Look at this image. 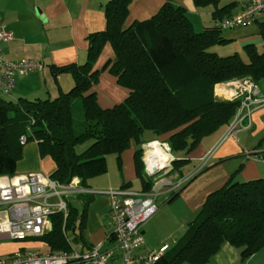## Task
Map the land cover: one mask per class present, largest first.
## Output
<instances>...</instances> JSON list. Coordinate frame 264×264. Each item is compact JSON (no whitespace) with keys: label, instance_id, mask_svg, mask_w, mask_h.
<instances>
[{"label":"trees","instance_id":"trees-1","mask_svg":"<svg viewBox=\"0 0 264 264\" xmlns=\"http://www.w3.org/2000/svg\"><path fill=\"white\" fill-rule=\"evenodd\" d=\"M132 1L109 0L104 6L105 29L88 35L84 63L51 65L55 77L65 72L72 75L75 84L69 91H60L55 98L18 100L6 99L0 92V176L16 175L24 134L27 141L39 142L42 157L50 156L55 162L52 178L69 184L77 177L88 189L92 179L108 172L109 155H116L121 170L123 152L134 144L138 146L134 153L136 175L142 191L149 192L155 181L145 172L143 161L147 131L156 135L150 141L168 142L174 156L189 154L205 137L227 128L240 110L242 98H216V84L264 78V51L259 52L253 43L245 45L248 62L238 52L222 56L210 50L229 41L217 23L235 15V1L220 6V0H193L198 8H214L216 23L201 31L194 29L187 8L171 1L152 17L125 27ZM256 22L264 40V21ZM108 43L115 56L97 68ZM104 70L129 90V95L111 108H102L92 91ZM95 121L102 122V133L95 131L97 126L88 130ZM87 141L90 144L79 152L77 147ZM189 162L187 157L175 156L172 170L183 177V167ZM130 186V182L122 185ZM175 194L173 191L169 197ZM77 195L80 206L68 199L67 218L62 212L54 213L51 230L30 238L46 244L48 251H69L72 245L89 248L83 232L95 195ZM108 240H113V234ZM226 242L239 250L243 264L264 247V178L237 181L231 176L208 195L182 238L168 246L154 264H208Z\"/></svg>","mask_w":264,"mask_h":264},{"label":"crops","instance_id":"crops-1","mask_svg":"<svg viewBox=\"0 0 264 264\" xmlns=\"http://www.w3.org/2000/svg\"><path fill=\"white\" fill-rule=\"evenodd\" d=\"M168 1L185 6L189 15H196L205 9L196 7L193 0H133L129 6L125 27L135 20L152 17ZM233 1L236 5L232 14H236L248 0H228L226 2L220 0V6ZM108 2L109 0H0V21L12 33V38L2 43L4 58L11 61L24 58L35 59L49 66L84 63L89 47L88 35L105 29L104 6ZM213 10V7H208L211 17ZM251 39L258 42L256 47H264L259 32L238 38L241 43ZM114 56L112 45L106 44L96 67L102 68ZM40 76L37 71L28 75L16 74L15 89L12 93L14 99L40 97L42 92ZM43 76V81L47 82V76ZM61 78L62 76L59 75L58 80ZM256 84L260 90V96L264 97V78ZM217 85L215 86L216 98L232 99V95L226 97L218 94ZM61 89H63L62 86ZM92 91L96 92L98 103L102 108H111L129 95V90L120 86L116 77L108 70L101 73ZM226 130L227 128H223L205 137L194 151L187 154V158L190 159L189 163L193 166L186 171L183 170L184 174L178 185L165 189L167 192L170 191V194L173 191L177 194L172 197L168 194L165 197L168 204L144 225L145 243L140 253L156 252L163 245L169 247L174 245L177 242L174 239L177 233L184 226L188 228L208 195L222 187L231 176H234L237 181L264 178V162L252 156L253 154H264V104L252 111L249 128H241L234 136L224 138ZM134 153L132 144L123 152L121 170L118 162L116 166L112 164V171L108 165V172L102 176L103 178H94L90 181L89 189L95 196L88 206L83 232L89 248L76 245L78 249L89 250L99 243H103L104 248L115 246L114 240H108L112 232L108 225L111 197L101 192L122 187L126 182L133 185L136 181H140L136 175ZM208 154L210 157L205 166L201 168ZM55 167V162L50 156L40 155L39 142L29 140L22 147V157L18 161L16 174L31 172L50 174ZM71 201L74 205L80 206L81 201L77 194L71 198ZM162 203L163 201L160 204ZM161 212H163L162 220H160ZM170 241H173L172 245ZM36 250L46 252L49 249L43 251L37 248ZM214 258L218 264H234L239 259V252L226 242ZM114 264H119V258Z\"/></svg>","mask_w":264,"mask_h":264},{"label":"built area","instance_id":"built-area-1","mask_svg":"<svg viewBox=\"0 0 264 264\" xmlns=\"http://www.w3.org/2000/svg\"><path fill=\"white\" fill-rule=\"evenodd\" d=\"M257 20L264 21V0H248L235 15L221 20L223 28L249 26ZM12 38V33L0 21V92L12 95L15 89V75H28L42 70L44 64L35 59L24 58L11 61L3 56L2 43ZM243 86L233 98L241 97L239 112L227 127L224 138L234 136L241 128L251 126V113L264 104L258 85L250 77L226 82L225 85ZM34 122V120H32ZM29 130V129H28ZM27 134L20 138L22 145L27 142ZM157 143L159 148L169 154L167 165L150 163L148 151ZM143 161L148 176H155L169 168L175 159L168 142L151 140L142 145ZM256 160L264 162V154H253ZM210 155L204 158V167ZM156 160H159L156 158ZM200 168V169H201ZM93 193L84 188L80 179L74 177L69 184H62L48 173L31 172L28 174L0 176V240L24 239L42 236L51 230L50 217L56 212L68 216V199L79 193ZM101 193L111 197V208L108 225L115 241L114 247L104 248L99 243L89 250H80L72 245V249L42 252L40 250H16L9 255L0 256V264H154L168 249L163 245L156 252L140 253L145 243L144 225L160 208V189L153 187L149 192L132 190L128 187L104 190ZM119 252V255H118Z\"/></svg>","mask_w":264,"mask_h":264},{"label":"rangeland","instance_id":"rangeland-1","mask_svg":"<svg viewBox=\"0 0 264 264\" xmlns=\"http://www.w3.org/2000/svg\"><path fill=\"white\" fill-rule=\"evenodd\" d=\"M222 1L226 2L228 0H222ZM208 7H212V6H208ZM208 7H206L204 9V11L199 10L200 13H198L196 15H190V18L194 24V29L196 31H201L204 29V27L212 26L215 24V21L213 20L210 13L208 12ZM200 9H203V8H200ZM260 31H261V26L258 23L254 24L252 26H240V27H235V28H222V31H221L222 36L229 39V41L226 43L216 44L210 50L213 52H216L222 56H227V55H231L235 52H238L240 54L241 58L244 61L248 62L250 60V58L248 56L247 48L245 47V45L248 44L249 42L254 43V45H257L258 42L255 41L254 39H251L249 41L241 43V42H239L238 38L242 35H248V34L256 33V32L260 33ZM262 41L264 43L263 38H262ZM257 50L259 52H263L264 47H261V48L257 47ZM86 59H87V56H86ZM43 69H44V71H42ZM43 69L40 70L39 72L37 71V74L39 73L41 75L40 80L42 82V87H41L42 92H41L40 97H37V98H43V99L44 98H55L56 96L59 95L60 91L67 92L74 86V84H75L74 78L72 77V75L70 73L65 72V73L60 74L62 76V78L60 80H58V77H55L52 74L51 66L44 64ZM43 75L47 76V78H48L47 82L43 81V79H44ZM262 80H263V78H262ZM233 81H235V80H233ZM61 86L63 87V89H61ZM1 95L4 98L9 99V100L14 99V96H12V95H5V94H1ZM95 122H96L95 124H90L88 126V130L93 131V129L97 126L95 131L102 133L103 132L102 122L101 121H95ZM99 127H101V130L98 129ZM155 137H156V135L153 132L147 131L145 133L144 138H145V140H150V139L155 138ZM89 144H90V141H87L84 144L79 145L77 147V150L79 152H81ZM133 147L135 150V149H137L138 146L133 144ZM144 155L145 154H144V150H143V157H144ZM175 156L180 157V158L181 157H188V155L185 152L175 153ZM112 164L114 166L117 165L116 155H109L108 156V165H110V170L113 167ZM192 166H193V164L188 163L185 167H183V170L186 171V170L190 169ZM172 168H173V164L171 162L169 168L162 170L160 173L156 174L155 176H150V177H153L154 181H155L153 187L159 188L160 192H161V194L159 196V201L160 202L163 201V203L160 204V208L158 211L163 209L168 204V202L165 200V197L168 194H170V191L167 192V191H165V189H167L168 187H174L175 185H178L181 181V178H182V176H180L176 171H173ZM117 175H119V174H117ZM102 176L96 177V179H98L100 177L103 178ZM130 187H131L130 189H132V190H142V185H141L140 181H136ZM158 211L154 215H156L158 213ZM163 212H161V219L160 220L163 219ZM154 215L152 217H154ZM186 230H187L186 226H184L177 233V235H176L177 237H175L174 239H176L177 241L179 239H181ZM170 243L172 245L173 241H170ZM37 248H41L43 251L48 249L46 244H44L41 241L36 240L35 238H30V237L24 238V239H17V240H13V239H2V240H0V256L9 255L16 250H21V249H23V250H36ZM238 252H239V250H238ZM247 263L248 264H264V247L259 252H257L253 256L249 257ZM73 264H78V263H73ZM183 264H193V263L184 262ZM208 264H218V263L215 261V258L213 256L210 259ZM234 264H243L241 259H240V254H239L238 261H236Z\"/></svg>","mask_w":264,"mask_h":264},{"label":"bare ground","instance_id":"bare-ground-1","mask_svg":"<svg viewBox=\"0 0 264 264\" xmlns=\"http://www.w3.org/2000/svg\"><path fill=\"white\" fill-rule=\"evenodd\" d=\"M243 86L237 84L235 86H228L225 85L223 83H219L217 85V93L218 94H222L225 95L226 97H229L231 95H234L238 90H241ZM169 154L163 152L157 143H154L150 149V151H148V155H147V160L150 163H154L155 161H159L158 163L163 164L164 166L167 165V161L169 159ZM159 159V160H156Z\"/></svg>","mask_w":264,"mask_h":264}]
</instances>
